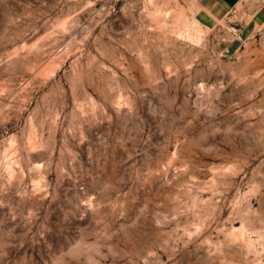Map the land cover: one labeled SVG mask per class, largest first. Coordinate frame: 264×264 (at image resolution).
<instances>
[{"label":"rangeland","instance_id":"1","mask_svg":"<svg viewBox=\"0 0 264 264\" xmlns=\"http://www.w3.org/2000/svg\"><path fill=\"white\" fill-rule=\"evenodd\" d=\"M0 264H264V0H0Z\"/></svg>","mask_w":264,"mask_h":264},{"label":"crops","instance_id":"2","mask_svg":"<svg viewBox=\"0 0 264 264\" xmlns=\"http://www.w3.org/2000/svg\"><path fill=\"white\" fill-rule=\"evenodd\" d=\"M217 7L223 11H229L238 5L242 0H213Z\"/></svg>","mask_w":264,"mask_h":264}]
</instances>
